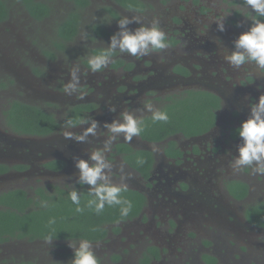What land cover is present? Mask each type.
Listing matches in <instances>:
<instances>
[{
	"label": "flooded vegetation",
	"instance_id": "obj_1",
	"mask_svg": "<svg viewBox=\"0 0 264 264\" xmlns=\"http://www.w3.org/2000/svg\"><path fill=\"white\" fill-rule=\"evenodd\" d=\"M35 1L44 4L49 11L37 18L24 7L34 21L53 16L51 2ZM70 2L72 7L56 23L53 39L48 45L38 47L41 56L31 68L30 76L38 86L14 93L1 110L0 116L3 117L0 120H4V124L0 122V193L16 188L28 193L22 186L9 187L12 183L29 181L38 183L33 193L38 186L47 190H51L50 186L67 188L59 184L66 179L74 187L78 184L74 161L87 159L89 151L102 146L106 139L104 122H111L124 111L142 115L145 120L151 115L144 110L145 102L162 110L173 98L203 91L216 96L219 106L212 110L211 123L201 132L189 136L177 132L154 142L138 136L131 142L118 139L113 143L108 154L113 182L126 183L127 189L141 193L144 203L133 217L107 225L104 240L91 243L106 244L111 234L118 239L132 234L149 239L150 228L163 225L164 234L159 237V244L149 243L141 250V264L165 261L168 252L179 257L178 264H264V245L251 250L250 244L239 245L241 242L236 240L239 237L246 242L254 233H261L264 237V225H255L249 219L252 206L264 201V188L260 191L261 198L254 200L250 169L237 170L225 164L227 160H234L237 154L241 143L237 134L241 121L248 117L249 109L264 95V75L257 70L260 73L257 79L248 70V65L234 74L223 61H216L219 55L213 52L215 49L202 20V16L210 12L203 0H181L173 5L162 2L158 6L139 0L141 7L138 9L125 8L111 0V8H102L108 16L106 18L118 19L124 13L149 14L148 20H142V23L148 25L158 21L159 27L167 34L169 46L143 58L114 53L105 69L91 73L86 65L88 57L100 54L107 46L90 45L88 54L83 56L67 45L77 36L83 11L90 3L87 0L84 6H77L75 0ZM6 4L8 15L0 23L10 15L9 4ZM76 13L79 17L76 34L70 40H62L58 29L60 23ZM101 19L89 26L90 40H109L111 32ZM136 27L138 25L129 28ZM219 38L223 39L222 36ZM231 47L232 42L227 49ZM62 60L65 62L63 70ZM74 64L80 65L81 69L80 90L78 94L68 96L63 88L70 80ZM53 66H58L55 74L52 73ZM0 83L4 85L0 88L3 90L6 83L1 80ZM11 84L12 80L7 81L8 86ZM35 99L42 103H36ZM14 101L51 114L57 127L46 135L13 130L5 112ZM111 108L115 111H109ZM89 116L100 122L96 137H89L86 143L64 138L67 120L71 119L76 125L71 130L80 133L84 126L78 121ZM124 147L128 148L124 150ZM138 151H147L152 158L145 170L132 167L125 159ZM237 184L247 188L241 198L232 193ZM181 228L186 231L178 234ZM194 228H201L205 233L191 231ZM118 253L115 262L123 257V251Z\"/></svg>",
	"mask_w": 264,
	"mask_h": 264
},
{
	"label": "trees",
	"instance_id": "obj_2",
	"mask_svg": "<svg viewBox=\"0 0 264 264\" xmlns=\"http://www.w3.org/2000/svg\"><path fill=\"white\" fill-rule=\"evenodd\" d=\"M32 16L40 18L47 15L48 8L35 0H18ZM125 8L138 9L139 0H116ZM77 6H84L87 0H75ZM234 5L245 6V0H233ZM236 15L239 12L236 11ZM8 15V7L0 0V21ZM78 13L69 15L59 25V37L70 40L77 31ZM253 19V14H252ZM264 19V17L260 18ZM4 85L0 83V88ZM219 106V99L203 91L188 92V95L173 98L162 108L168 114L167 122H153L145 118L143 131L140 136L150 142L166 139L180 132L186 136L197 134L211 123L212 110ZM7 122L18 132L26 134L46 135L57 127L54 117L36 106L14 101L8 110ZM128 147H124L125 150ZM122 149V150H123ZM130 150V149H128ZM134 153V152H133ZM125 157L132 167L145 170L152 158L147 151ZM142 161V163H140ZM47 190L42 186L35 188L33 195L20 188L0 193V242L11 240L46 241L51 236L52 241H79L88 239L90 242L104 240L107 235V225L125 220L138 214L144 203V196L138 191L127 189L122 197L132 202V208L126 217H121L120 206L105 205L104 211L97 214L94 208L88 207L91 197L87 185L76 184L74 187L50 186ZM75 188L80 193L82 212H77L69 193ZM235 197L241 198L246 194V186L237 184ZM47 206H43L44 204ZM250 221L255 225H264V201L252 206L249 214ZM73 257V252L70 254Z\"/></svg>",
	"mask_w": 264,
	"mask_h": 264
},
{
	"label": "clouds",
	"instance_id": "obj_3",
	"mask_svg": "<svg viewBox=\"0 0 264 264\" xmlns=\"http://www.w3.org/2000/svg\"><path fill=\"white\" fill-rule=\"evenodd\" d=\"M246 5L253 13V19L247 28L233 40L231 49L221 48L226 63L233 69H241L245 65H254L264 75V0H245ZM225 16L214 18L217 31L223 32ZM110 23V21L108 22ZM138 27L130 29V24ZM118 30L109 37L107 47L98 55L89 56L86 65L91 73H99L110 63L114 53L127 54L131 57L143 58L155 52L166 49L169 46L167 34L159 27L158 21L144 24L139 17L124 16L117 20ZM87 39V33L81 37ZM95 39V38H93ZM217 44L222 42L217 39ZM80 65L74 64L70 71V80L65 83L63 92L65 95L74 96L80 90ZM144 110L150 113L153 122H167L169 117L166 111L154 107L150 102H145ZM109 111L114 112L111 108ZM83 125L80 133L71 129L76 125L71 119L65 122L66 131L63 136L78 143H86L89 137L98 135L100 127L94 117L82 118L78 121ZM144 117L137 116L133 112H121L118 118L111 122H104L106 139L101 147L93 148L87 154V159L77 158L74 166L78 170L77 182L87 185L88 207L94 208L97 214L104 211L105 205L120 206L121 217H126L132 208V202L122 197L127 191L126 183H114L112 163L108 154L112 151V145L118 139L131 142L134 137L140 136L143 131ZM241 143L237 147V154L232 160V167L239 170L249 168L252 171L264 175V95L249 109V115L241 121L238 132ZM142 163V161H140ZM123 171V169H121ZM122 179H126L122 178ZM73 204L77 205L76 211L82 212L80 205V193L73 188L69 193ZM43 206H47L45 203ZM51 244L54 239L51 236L45 238ZM68 247L73 251L71 264H100L92 243L88 239L79 241L68 240Z\"/></svg>",
	"mask_w": 264,
	"mask_h": 264
},
{
	"label": "rangeland",
	"instance_id": "obj_4",
	"mask_svg": "<svg viewBox=\"0 0 264 264\" xmlns=\"http://www.w3.org/2000/svg\"><path fill=\"white\" fill-rule=\"evenodd\" d=\"M9 4L10 15L9 17L0 23V80L6 83V87L0 90V114L10 100V96L14 93L21 92L22 88L28 90L36 89L38 83L34 81L31 76V68L35 66L36 61L39 60L41 52L38 51V47L48 45L53 39V31L56 23L64 18V12L72 7L70 0H43L50 3L54 7L53 16L48 17L43 21H34L26 12L24 6L21 5L18 0H5ZM88 7L83 11L82 22L79 28L77 36L69 45L71 48H75L83 56L88 54L90 45H103L107 46L108 39L100 41L99 39L90 40L88 33L89 26L99 19L106 22V28L111 32V35L115 33L117 28V20L124 16L139 17L140 20L145 22L148 20L149 14L139 16L136 14H120L118 19L106 18L108 17L102 10L103 7H110L111 0H89ZM151 4L158 6L162 2H166L167 5H173L181 0H146ZM232 0H203V3L208 6L209 11L207 15L202 16V20L206 26V32L209 34L208 38L214 47V53H217L219 57L216 61H223L224 65L228 66L229 71L234 74H238L237 69L231 68L223 58L221 48H229L230 42L238 36L242 31L247 30L252 21V12L250 8L246 6L234 5ZM189 5V2H186ZM194 7V6H190ZM111 8V7H110ZM239 12V15L235 13ZM187 12V11H186ZM185 12V13H186ZM225 16L223 32L217 31V25L214 18ZM110 21V23H108ZM234 24H233V23ZM136 25L130 24L128 27ZM51 29V31H49ZM131 29V28H130ZM49 31V32H48ZM84 33H87V39H82ZM225 34V35H224ZM218 36V37H214ZM222 36L223 39L219 37ZM227 36H230L228 39ZM219 39L222 44H217ZM26 44H32L25 47ZM88 56V55H87ZM65 64L62 60V68ZM248 70L255 76H260L258 69L249 64ZM58 66H53V74L56 72ZM13 81V84L7 85V81ZM254 85V82L251 86ZM254 90V89H252ZM37 92V91H36ZM15 94V95H16ZM36 103L41 104L40 100L35 99ZM3 116H0V118ZM4 124V120H0ZM231 160L225 161V164L231 167ZM249 169V168H247ZM250 181L254 183L253 195L254 200L261 198V192L264 188V175L256 173L250 169ZM72 182L68 179L66 181H60L61 186L73 187ZM9 188L22 186V188L28 191L29 195H33V188L38 185L33 181L28 183H12ZM186 229L181 228L178 234ZM191 231H199L205 233V230L201 228H194ZM149 239L146 237H135L122 235L121 239H118L116 235L111 234L109 242L106 244L95 243L92 244L93 251L97 256L100 264H141L140 252L147 244H159V237L164 234V226L158 225L156 228L152 227L149 230ZM174 234H171V238H174ZM239 236V235H238ZM236 240L241 242L239 245H251V250H255L257 246L264 245V237H261V233L253 234L252 237L243 242L239 237ZM68 241H52L51 244L46 241H27V240H11L8 242L0 243V264H71L73 257L70 254L73 252L68 247ZM181 243V242H180ZM179 244V243H178ZM222 246L223 243L221 242ZM150 245V244H149ZM180 245V244H179ZM250 250V251H251ZM123 251V257L119 262H115L118 258V252ZM177 256V255H175ZM166 260L156 262L154 264H178L179 257H173L171 253L166 254ZM196 262V260H194Z\"/></svg>",
	"mask_w": 264,
	"mask_h": 264
}]
</instances>
